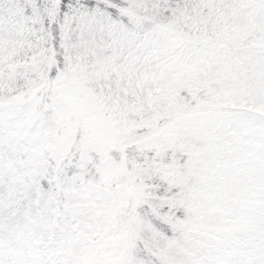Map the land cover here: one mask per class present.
<instances>
[{"label":"snow or ice","instance_id":"obj_1","mask_svg":"<svg viewBox=\"0 0 264 264\" xmlns=\"http://www.w3.org/2000/svg\"><path fill=\"white\" fill-rule=\"evenodd\" d=\"M0 264H264V0H0Z\"/></svg>","mask_w":264,"mask_h":264}]
</instances>
